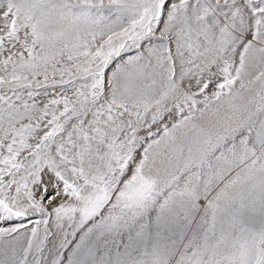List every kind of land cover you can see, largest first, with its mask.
<instances>
[{"label": "snow or ice", "instance_id": "obj_1", "mask_svg": "<svg viewBox=\"0 0 264 264\" xmlns=\"http://www.w3.org/2000/svg\"><path fill=\"white\" fill-rule=\"evenodd\" d=\"M0 264H264V0H0Z\"/></svg>", "mask_w": 264, "mask_h": 264}]
</instances>
